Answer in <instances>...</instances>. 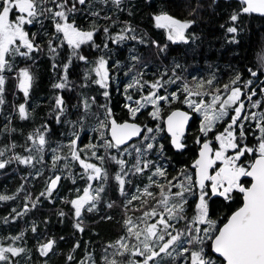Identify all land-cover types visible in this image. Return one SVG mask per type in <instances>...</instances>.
I'll return each instance as SVG.
<instances>
[{"label":"snow or ice","instance_id":"6c2138e0","mask_svg":"<svg viewBox=\"0 0 264 264\" xmlns=\"http://www.w3.org/2000/svg\"><path fill=\"white\" fill-rule=\"evenodd\" d=\"M98 2L111 5L102 17L111 21L103 27L102 45L95 38L101 10H92L90 0H0V105L6 103L7 84L11 81L13 97L17 92L24 97V102L13 104V112L21 121L30 116L26 103L35 75L29 62L43 51L44 45L38 42L40 30L32 31L29 26L40 24L41 18L51 21V35H44L52 70L58 75L53 89L71 87L68 77L74 60L85 66L80 85L85 91L72 105L77 118L65 119L71 113L59 93L49 108V115L57 124L63 121L70 128L66 143L50 147L52 130L45 123L24 136L22 152L15 151V141L0 149V170H7L13 163L23 166L28 170L22 178L25 182L47 172L45 186L36 198L26 193L23 206L13 208L3 217V223L8 225L24 217L38 207L42 198L53 203L62 179L72 178L75 187L79 176L83 187H75L70 197H59L71 206L73 227L78 231L84 230V211H98L101 202L113 207V202L105 201L103 196L110 182L125 197L124 234L104 245L101 264H123L126 254L128 264H264V81L257 89L254 84L261 77L248 68V79L242 71H236L227 83L221 84L214 74L208 78L185 75L183 66L175 59L170 67L157 69L153 79H145L152 67L148 57L153 53L141 54L137 46L154 49V55L163 61L167 57V42L187 45L196 39L189 34L195 21L177 18L164 8L154 11L151 20L164 33L166 43L162 44L148 38L147 33L138 35L127 20L118 31H112L123 0ZM86 3L92 20L84 27L78 16ZM198 8L199 5L192 8L188 15L192 16ZM254 15L264 18V0H237L226 28L221 25L228 43L239 44L243 18ZM127 41L136 43L128 50V61L122 62L114 58L113 49ZM258 67L264 68V55L259 58ZM120 72L127 83L117 75ZM121 83L124 99L121 115L116 116L108 102L113 85L119 88ZM90 85H95L105 98L104 104L97 105L96 96L87 95ZM257 95L261 98L255 99ZM94 105L98 108L96 113L92 112ZM99 110H103L102 118ZM193 114H198L199 124L189 138L187 126ZM90 118L95 119L96 134L81 145L77 129H83ZM7 119L11 123V114ZM0 131L11 133L16 129L5 124ZM189 139L190 163H183L178 171L173 168L175 174H170L169 148L183 154L181 150H189ZM113 166L115 170L111 171ZM140 177H146L147 183L143 187L137 184L134 192L126 191ZM23 190L22 182L15 192L0 193V202L18 199L17 193ZM129 195L131 198L127 199ZM132 201H137L138 206L132 205ZM130 207L139 215L129 216ZM57 215L63 217L65 213L61 210ZM43 223H48L47 217ZM30 229L36 240L35 251L47 258L57 239L41 233L36 221ZM26 232L22 229L15 234H0V264H19L21 256L30 255ZM77 247L79 243L73 245ZM131 256L137 259L133 261ZM67 264H73L72 252L67 256ZM77 264H96L87 242Z\"/></svg>","mask_w":264,"mask_h":264},{"label":"trees","instance_id":"16d2710c","mask_svg":"<svg viewBox=\"0 0 264 264\" xmlns=\"http://www.w3.org/2000/svg\"><path fill=\"white\" fill-rule=\"evenodd\" d=\"M90 2L94 5L92 10H101V18L97 21L100 28L95 38L96 42L102 45L104 36L103 27L106 24H111V21H105L102 17L106 14L105 9L110 8L111 5H104L99 3L98 0H90ZM235 4L236 2L215 0H123L122 10L116 14L118 22L112 27V31H118L122 22L127 20L136 28L138 35L147 33L148 38L157 39L163 44L166 43L164 33L162 30L156 29L151 20V14L154 11H159L164 8L177 18L193 19L195 23L190 26L189 34H194L196 39L187 45L167 42V57L163 61L154 55V49L137 46V50L141 54H147L149 51L153 53L152 56L148 57L152 67L147 71L145 79H153V73H156L157 69L162 71L164 65L170 67L171 61L175 59L183 66L185 75L191 73V75L208 78L214 74L221 84L227 83L235 75L236 71H242L244 78L248 79L249 74L247 73V69L252 68L261 77L254 84L258 89L261 86V82L264 81V68L258 67L259 58L264 55V18L256 16H252L251 18L244 17L242 20L244 31L240 34L239 44L228 43L225 28L228 24V15L232 8L235 7ZM197 5H199L197 12L189 16V11L197 7ZM88 9L89 4L86 3L84 11L78 16V22L84 27H87L92 20V17L88 14ZM129 11H131V15ZM221 25H225V28H222ZM29 27L32 31L40 30V40L38 42H43L44 45L43 51L36 53L33 61L29 62L32 65V71L35 75L30 98L26 103V108L29 110L30 116L27 120L21 121L18 118V114L13 112V104L24 102V97L22 93L18 92L13 97L12 92L15 89L11 81L7 84L5 94L6 103L0 105V129H3L5 124H8L10 128L16 129L15 132L11 133L0 131V149H3L11 141H15L17 143L15 151L17 152L23 151L20 145L24 143V136L30 130L45 123H49L52 130V135L49 137L50 147H55L59 142L66 143L70 134V128L63 121L57 124L55 118L49 115V108L54 104L55 95L59 93L66 101L67 111L71 113L65 119L75 120L77 116L74 114L75 110L72 108V105L77 103L80 94L85 91V89L80 87L83 83L81 77L85 66L75 60L73 61L75 66L72 68L71 74L68 77L69 81L72 82L71 87L63 90L53 89L52 84L58 80V75L52 70V60L47 54V37L44 35L45 32L51 35V21L41 18L40 24ZM135 43L134 41H127L125 45L113 49L114 58H118L122 62H127L128 50ZM110 47L112 46L110 45ZM66 55L67 51L65 46L64 59H66ZM117 75H119L123 83L128 82L124 78L123 72ZM188 79L190 80L191 76H188ZM123 83L119 85V88L114 84L110 90L108 106L113 109L116 116H120L122 111L124 99L122 95ZM87 95H95L97 105L105 103V98L99 95L95 85L89 86ZM260 98V95L255 97V99ZM97 105L93 106V113L98 111ZM181 107L183 108L184 106ZM10 114L12 116L11 123L7 119ZM99 115L101 118L103 117V110H99ZM192 119L193 123L190 126V133L188 134L189 138L192 137L193 132L198 128L199 118L197 114H193ZM94 127L95 119L90 118L84 124L83 129H77V131H80L79 143L81 145L87 143L89 138L96 134L93 131ZM188 149V151H181L183 154H179L169 148L168 157L171 159V165L168 171L170 174H175L173 168L178 171L183 163H190L189 157L192 154L191 139L188 141ZM63 151L67 152V148H64ZM8 155H11V152ZM61 163L63 162L61 161ZM113 168L114 166L111 171L114 170ZM76 170L77 172L80 171L78 166ZM27 173V169L23 168V166L17 167L14 163L7 170H0V193L6 192L11 194L15 192L16 188L22 182L24 183V190L17 193L18 199L0 202V234L7 235L9 232L15 234L22 229H27L25 239L27 240V247L32 251L27 257L21 256L19 258V264H67L69 252L73 254V264H77L84 255L86 242L87 250L93 253L96 264H101L104 245L123 235V228L116 225L112 218H103L105 216L111 217V211H106L104 207L106 205L103 202H101L103 206L101 209L103 214L101 218L99 211H93L88 216L82 217V221L84 222L82 223L84 228L82 232L73 227L75 218L73 217L71 206L64 203L59 197H70V195L74 194L75 187H83V181L79 176L76 177L75 187L72 178L65 177L62 179L59 192L57 193L58 198L53 203L50 204L42 198L38 207L32 209L24 217L10 222L8 225L3 223V217L8 216L13 208L19 209L23 206V197L26 193H31L32 198L35 199L37 194L45 186L47 172L41 178L25 182L22 178ZM145 179V177L138 178L135 181V187H137V184H142ZM112 184V182L108 184L109 190H111ZM103 196L105 201L111 202V195L109 193ZM61 210L65 213L63 217L57 215L58 211ZM45 217L48 219L47 224L43 223ZM33 221L37 222L41 233H46L47 236H54L57 239L54 251L50 252L47 258L41 257L35 251L36 240L33 238V233L30 229V224ZM60 237H63V239L61 240ZM77 243H79V247L73 248V245Z\"/></svg>","mask_w":264,"mask_h":264},{"label":"flooded vegetation","instance_id":"af4514ba","mask_svg":"<svg viewBox=\"0 0 264 264\" xmlns=\"http://www.w3.org/2000/svg\"><path fill=\"white\" fill-rule=\"evenodd\" d=\"M194 115H196V114H194ZM193 116V115H192ZM192 116L190 117V121H189V125L187 126V134H189L190 133V126H191V124L193 123V119H192ZM195 117V116H194ZM174 151V150H173ZM181 151H183V150H181ZM114 170H115V167H114ZM146 178V177H145ZM141 181V180H140ZM144 183H147V178L144 180V182L142 183V184H139V186L140 187H143V185H144ZM136 190V187H135V185H134V182L132 183V184H130L129 186H128V188L126 189V191H128L129 193L130 192H134ZM110 194L111 195V202H113V207L112 208H108V207H106V206H104L105 207V209H106V211H108V210H110L111 211V218L113 219V221L116 223V225H119L121 228H123V219H124V215H125V210H124V204H125V197H122L121 196V194H120V192L117 190V188H116V186H115V184H114V182H113V184L111 185V190H109V188H108V185L106 186V190H105V192L103 193V195L104 194ZM131 197H130V195L127 197V199H130ZM137 201H132V205H134V206H136L137 205V203H136ZM102 204L100 203L99 205H98V211H99V213H100V218L102 217V211H101V209H102ZM105 209H104V212H105ZM130 212H131V215L130 216H133L134 217V215H133V211H132V208L130 207L129 209H128V215L130 214ZM89 213H92V212H87V211H84L83 213H82V217H84V216H88V214ZM123 230V229H122ZM123 234H124V230H123V232H122Z\"/></svg>","mask_w":264,"mask_h":264},{"label":"rangeland","instance_id":"374dc122","mask_svg":"<svg viewBox=\"0 0 264 264\" xmlns=\"http://www.w3.org/2000/svg\"><path fill=\"white\" fill-rule=\"evenodd\" d=\"M197 116H198V114H197ZM198 124H199V121H198ZM115 167V166H114ZM114 169V168H113ZM114 171V170H113ZM111 183V182H110ZM113 183V182H112ZM135 181H134V185H135ZM109 186V185H108ZM152 203H154V201H151ZM137 203V202H136ZM136 206H138V203H137V205ZM131 215V212H130V214H129V216ZM133 215H134V217L135 216H137V215H139V212H133ZM74 217V216H73ZM82 223H84L83 221H82ZM137 259V257L136 256H131V260H133V261H135ZM128 261H129V255H125V257L123 258V264H128Z\"/></svg>","mask_w":264,"mask_h":264},{"label":"water","instance_id":"95a60500","mask_svg":"<svg viewBox=\"0 0 264 264\" xmlns=\"http://www.w3.org/2000/svg\"><path fill=\"white\" fill-rule=\"evenodd\" d=\"M215 1H223V2H237V0H215ZM255 16V15H254ZM258 17V16H256ZM191 120V119H190ZM189 120V121H190Z\"/></svg>","mask_w":264,"mask_h":264}]
</instances>
